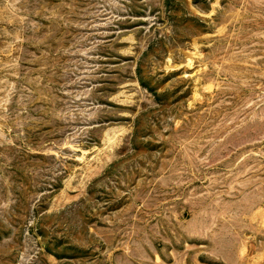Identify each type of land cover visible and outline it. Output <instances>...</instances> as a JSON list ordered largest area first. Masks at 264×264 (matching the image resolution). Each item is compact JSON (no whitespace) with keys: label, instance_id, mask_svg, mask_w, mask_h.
<instances>
[{"label":"rangeland","instance_id":"rangeland-1","mask_svg":"<svg viewBox=\"0 0 264 264\" xmlns=\"http://www.w3.org/2000/svg\"><path fill=\"white\" fill-rule=\"evenodd\" d=\"M0 264H264V0H0Z\"/></svg>","mask_w":264,"mask_h":264},{"label":"bare ground","instance_id":"bare-ground-1","mask_svg":"<svg viewBox=\"0 0 264 264\" xmlns=\"http://www.w3.org/2000/svg\"><path fill=\"white\" fill-rule=\"evenodd\" d=\"M115 136V135H114ZM109 139V138H108ZM114 140V139H113Z\"/></svg>","mask_w":264,"mask_h":264}]
</instances>
